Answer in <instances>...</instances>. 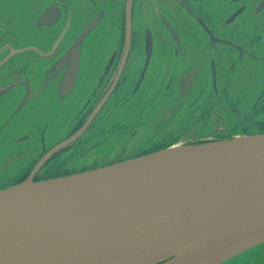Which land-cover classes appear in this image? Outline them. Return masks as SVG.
Returning <instances> with one entry per match:
<instances>
[{
  "label": "water",
  "instance_id": "water-1",
  "mask_svg": "<svg viewBox=\"0 0 264 264\" xmlns=\"http://www.w3.org/2000/svg\"><path fill=\"white\" fill-rule=\"evenodd\" d=\"M58 15L53 5L38 22L50 26ZM101 16L79 32L72 34V25L65 31V40L74 41L61 60L67 66L61 97L77 86L83 43ZM25 44L0 45V87L7 90L0 104L11 110V95L22 97L12 119L43 91L42 81L32 95L17 92L25 78L10 75ZM257 246H264V132L175 144L0 189V264H229Z\"/></svg>",
  "mask_w": 264,
  "mask_h": 264
},
{
  "label": "flooded vegetation",
  "instance_id": "flooded-vegetation-1",
  "mask_svg": "<svg viewBox=\"0 0 264 264\" xmlns=\"http://www.w3.org/2000/svg\"><path fill=\"white\" fill-rule=\"evenodd\" d=\"M109 1L110 6L104 1L98 5V0H91L96 7H93L92 14L85 23L86 25L98 15H102L98 27L96 26L98 29L95 27L96 30L94 28L90 34L93 36L95 31L99 30L94 40L102 42L108 39L110 52L102 62V70L95 77L89 96L83 100L81 106H78L62 131L54 129L53 126L50 127L49 124L41 127L37 153L26 166L12 175V158L16 160L12 151L0 162L1 171L7 170L6 175L0 178V189L29 177L42 180L84 171L89 166L77 167L78 157H85L96 152L108 137L117 136L122 131L133 136L136 134L134 129L147 121L154 113L162 117L160 120H155L157 125L153 127L147 141L131 154H126L127 150H123L118 159L137 157L178 144L182 139V130L172 129L161 135L162 129H166L165 124L170 111L168 103L164 100L165 97L170 99L176 94L180 96V99L189 97L187 95L183 97L182 94H190L193 84L201 79L202 85L192 92V94L194 92L198 94V97L188 107L189 114L193 102L196 105L195 110H201L199 122L200 118L205 119L203 115L206 111L210 112L212 109L199 102L202 95L225 94L229 97V94H232L224 87L225 92L221 93L217 85L219 74L224 71L227 73L228 66L229 72H232L235 71L233 69L237 64L247 66L249 69L255 62H264V49L260 53L257 51L261 31L264 30V0H225V7L216 13L208 9L205 0H182L186 5L178 0H131L129 10V0ZM75 2L76 0H54L47 4L37 19L53 5L59 12L58 19L50 26L38 23L58 30L56 37L45 47H40L33 42L25 44L29 46L25 53H36L45 60L44 75L41 77L43 91L54 88V91L59 92L60 95V87L67 68L61 60L74 41L72 38L65 40L64 34L72 25ZM118 4L119 8L114 9ZM175 4L196 21L202 33H194L190 25L175 23L173 18L175 13L171 7ZM161 12L171 21L176 31V34L168 31L171 39H165V44L160 40ZM112 16L116 17V22L108 31L109 25L106 20L109 21ZM199 17L207 24L206 26L200 22ZM183 25L187 29L186 34L181 29ZM148 28L152 31V47L149 55L146 38ZM100 31L104 33L102 38L98 35ZM184 35L188 38H183ZM83 50L84 43L78 82L81 80ZM158 53L167 54L168 61L161 60ZM155 54H157L156 60ZM10 75H16L13 78H25L26 86L24 88L16 86L17 92L21 90L24 95L26 92L32 95L40 88V83L32 77H22L23 74L12 72ZM208 80H211L210 84ZM51 84L54 85L50 86ZM1 88L0 94L7 92ZM255 90L250 93H254ZM12 92L14 91L8 93ZM260 93L252 107L256 113L264 111L262 97L264 84ZM143 114L147 118L142 120L136 118L137 115ZM171 114L170 111V117ZM9 122H12V109L0 123V143L5 126ZM261 124L264 128V122ZM241 133L251 132L245 127ZM25 134L27 133L18 135L15 140L23 142L31 138ZM228 136L232 135H222L216 139L201 136L197 139L190 138L187 143L223 139ZM104 164L93 162L90 167H99Z\"/></svg>",
  "mask_w": 264,
  "mask_h": 264
},
{
  "label": "rangeland",
  "instance_id": "rangeland-1",
  "mask_svg": "<svg viewBox=\"0 0 264 264\" xmlns=\"http://www.w3.org/2000/svg\"><path fill=\"white\" fill-rule=\"evenodd\" d=\"M52 1L54 0H0V45L6 40L22 39L25 42L38 44L40 47L48 46L56 37L58 30L39 25L36 17L41 13L43 8ZM103 1L106 5L110 6L109 0H98V5H101ZM205 1L208 5V9L213 13L223 9L226 5L225 0ZM93 7L96 6L93 5L91 0H76L72 20V34L74 31L79 32L83 28L92 14ZM171 7L175 13L173 17L175 23L190 25L194 33H202L196 21L184 9L176 4L171 5ZM116 8H119V4L114 7V9ZM106 22L109 25V31L110 27L115 25L116 17L112 16L110 20H106ZM181 29H183V33L186 34L187 29L184 25ZM160 31V40L163 43L165 39H171L167 28L162 22L160 24ZM97 32L95 31L93 36L90 34L91 36L89 35L85 42L80 74L81 80L77 84L74 92L67 98L61 99L63 97H61L57 91H54V88H48L44 90L42 94L35 96L29 104L25 105L21 112L7 125L1 137L0 162L3 161L11 151L12 154H15L16 160L12 158V175L26 166L36 155L41 127L44 124H49L50 127L53 126L54 129L62 131L64 125L73 117L78 106H81L83 100L89 96L95 77H97L98 73L102 70V62L105 56L110 53L108 49V39H104L102 42L101 40H94L97 38ZM98 35L102 38L104 33L100 31ZM198 37L200 38L199 35ZM183 38L188 37L184 35ZM263 43L264 30L261 31L260 41L257 44L259 45L257 47L259 53L264 49ZM169 44L170 42L168 40V45ZM158 54L161 60L168 61L169 56L167 54ZM156 58L157 54H155V60ZM44 63L45 60L40 58L36 53H23L12 60V73H21L24 75L22 77H32L37 83H41L43 81L41 77L44 75ZM228 68L226 69L227 73L224 71V73L218 75L217 85L221 93L225 92L223 90L224 87L231 91L232 94H229V97L225 94L202 95L199 98V102L208 108L212 107L210 112L206 111V114L203 115L205 117L204 120L200 118L198 122L201 110H195L196 105L194 102L190 114L188 109L191 102L198 97V94H195V92L192 94V92L202 85L201 79L198 80L196 84H193L190 94H182L183 97L185 95L189 97L180 99V96L176 94V96L170 99H168V97L164 98L172 114L170 117L169 111L167 116L168 119L165 124L166 129H162L161 132L162 136L172 129H175V131L182 130V139L178 144H186L190 141V138L197 139L201 136L216 139V137L222 135H237V133L243 132L245 127L249 129L251 133L264 132V128L261 124L264 122V111L256 113L252 108L254 107L255 100L257 101L260 96L264 84V62H255L253 63V67L249 69L247 66L237 64L233 69L235 71L232 72H229ZM210 81L211 80H208L209 84ZM254 89H256L255 92L250 93V91H254ZM262 97L264 98V93ZM20 100V94L14 93L11 95L9 101L12 102V111ZM9 110L10 108H6L3 104H0V123L6 117ZM161 117L160 114L154 113L147 121L134 129L136 134L133 136L122 131L117 136L112 135L108 137L106 141L99 146L96 152L90 153L85 157H78L76 166L83 167L84 165H88V169H91L90 164L93 162L96 164L97 162L105 163L104 165H106L119 161L120 159H118V156L125 149L127 150L126 154L133 153L147 141L153 127L157 125L155 120H160ZM136 118L142 120L147 117L143 114L137 115ZM24 133H27L25 136L28 135L31 136V138L23 140V142H18L17 139L15 140L18 135H23ZM10 137H12V139L8 141ZM1 170L2 169H0V178L5 176V171H7ZM229 264H264V246L258 247V249H252L249 253L246 252L240 255Z\"/></svg>",
  "mask_w": 264,
  "mask_h": 264
}]
</instances>
